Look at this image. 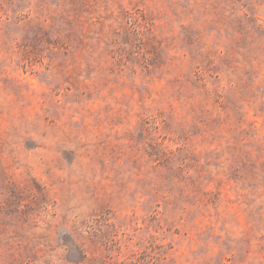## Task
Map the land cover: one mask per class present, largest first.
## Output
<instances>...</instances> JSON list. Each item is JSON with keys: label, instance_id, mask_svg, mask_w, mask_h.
Here are the masks:
<instances>
[{"label": "rangeland", "instance_id": "1", "mask_svg": "<svg viewBox=\"0 0 264 264\" xmlns=\"http://www.w3.org/2000/svg\"><path fill=\"white\" fill-rule=\"evenodd\" d=\"M0 264H264V0H0Z\"/></svg>", "mask_w": 264, "mask_h": 264}]
</instances>
